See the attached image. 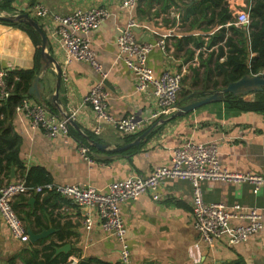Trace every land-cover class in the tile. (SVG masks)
I'll return each mask as SVG.
<instances>
[{
	"label": "crops",
	"instance_id": "obj_1",
	"mask_svg": "<svg viewBox=\"0 0 264 264\" xmlns=\"http://www.w3.org/2000/svg\"><path fill=\"white\" fill-rule=\"evenodd\" d=\"M36 4L58 14L89 6L109 8L110 17L90 36L96 60L107 72L104 80V88L109 94L107 111L116 120L130 114L146 120L156 111L150 96L134 92L133 78L118 58L116 39L129 18L135 19L134 34L139 42H164V51L156 46L148 56L152 76L156 78L167 69L183 74L184 83L175 103L183 105L191 97L200 99L209 95L190 84L194 76L191 68L199 71L201 82L204 66L197 61V52L190 59L184 56L182 49L177 50L176 39L187 36V33L180 25L177 8L171 6L162 10L168 0H138L131 10L121 9L118 0H15L13 10L25 13ZM245 6V0H228L230 10L237 11ZM39 21L42 23V20ZM191 34L207 36L212 33ZM204 39L207 40V37ZM45 50L68 78L65 82L61 77L59 108L53 107L50 102L45 104L53 107L60 118H63L60 112L72 117L79 130L69 125L79 138L71 133L48 138L41 130L26 132L20 119L14 117L12 127L19 138V157L24 171L33 167L42 168L56 186L75 184L103 188L110 182L131 175L147 176L156 167L168 166L169 148L182 142L214 141L219 145V161L224 169L264 176V114L230 109L223 102L207 104L191 113L171 118L175 113L174 105V111L169 116H162L151 124H155L151 130L153 134L140 141L141 146L135 153H123L130 147L112 152L113 148L127 144L124 140L126 136L108 124L102 125L98 135L94 134L97 122L90 106L83 104L84 97L99 81L98 74L85 62L64 64L62 51L50 40H47ZM34 53L35 48L26 33L0 24V69H31ZM206 56L207 53H203L202 59L205 60ZM36 76H40L45 86L44 98H50L56 81L54 65L43 73L40 69ZM184 91L187 95L181 97ZM253 97L249 94L242 98L251 100ZM89 134L96 141L89 140ZM94 142L106 144L108 148L99 151L94 148ZM84 145H87L90 163L79 154L80 146ZM20 173L19 168H10L7 173L0 174V183L13 182ZM199 185L206 203L226 206L238 203L257 208L263 215V229L241 244L228 245L222 238L212 246L203 245L192 221V185L186 180L167 179L159 188L160 200L153 201L148 194H144L119 206L130 264H264V187L255 193L248 183L200 182ZM12 207L19 214L26 231L30 229L39 233L42 229L51 228L52 233L35 243L20 242L11 237L0 217V264H27L32 259L41 260V254L33 257V251L39 249L41 241H57L59 235H63L64 245L70 246L68 259L80 257L89 264L93 260L119 264L118 244L100 229L95 211L90 210L94 225L86 230L84 209L65 196L31 192L15 196ZM232 223L240 224L238 221ZM67 253L55 250L54 255Z\"/></svg>",
	"mask_w": 264,
	"mask_h": 264
},
{
	"label": "built area",
	"instance_id": "obj_2",
	"mask_svg": "<svg viewBox=\"0 0 264 264\" xmlns=\"http://www.w3.org/2000/svg\"><path fill=\"white\" fill-rule=\"evenodd\" d=\"M118 1L121 9L131 10L135 8L138 0ZM25 13L33 19L42 20V23L35 21L46 33L47 40L60 48L64 64L74 61L85 62L98 74L99 81L83 99V104L90 106L94 120L97 122V126L93 129L94 134L98 135L102 125L108 124L123 136L139 135L160 117L169 116L174 111L176 99L181 91L183 74L167 69L156 78L152 76L148 66V56L156 46L164 51L165 45L163 40L139 42L134 34L136 27L134 18H129L124 28L119 30L116 39L118 58L125 64L133 78L134 92L150 96L156 111L146 120H142L136 114L116 120L107 111L109 94L104 88L107 72L96 60L91 48L90 36L93 30L110 17L109 8L89 6L76 8L67 14H58L36 4ZM16 14L20 13L13 11L12 15ZM248 23L247 10L235 11L236 26H245ZM7 71V69L0 70V100L9 96L4 80ZM61 77L65 82L68 81L65 73ZM14 114L20 119L26 132L41 130L48 138L68 134L67 119L52 114L46 105L28 96L21 98L14 108ZM219 153V145L214 141H185L169 148L168 166L156 167L147 176L131 175L126 179L110 182L103 188L75 184L56 186L52 183L28 187L22 179L0 183V217L14 240L28 242L26 228L12 207L14 197L31 192L40 195L53 192L68 197L84 209L83 224L86 230H90L94 225L90 210L95 211L100 229L113 237L118 244L119 264H130V251L120 215V204L134 201L144 194H148L153 201L160 200L159 188L163 182L167 179H178L189 181L192 185V221L201 243L212 246L216 241L225 238L228 245L241 244L263 229L262 213L257 208L238 203L231 206L206 203L199 183L220 182L233 185L248 183L253 186L256 193L264 187V176L224 169L219 161ZM79 154L83 160L91 162L87 156L88 148L80 146ZM233 221H238L240 224L232 225ZM80 260V257H70L68 261L70 264H78Z\"/></svg>",
	"mask_w": 264,
	"mask_h": 264
},
{
	"label": "trees",
	"instance_id": "obj_3",
	"mask_svg": "<svg viewBox=\"0 0 264 264\" xmlns=\"http://www.w3.org/2000/svg\"><path fill=\"white\" fill-rule=\"evenodd\" d=\"M14 1H0V11L13 12ZM245 4L246 9H242L247 10L249 17V23L245 26L234 24L235 10L229 9L228 0H168V4L162 7V10H166L173 6L179 11L180 25L185 28L187 36L176 39L177 50L182 49L184 56L190 59H193L195 52L198 53L197 61L204 66L203 79L200 82L199 71L191 68L194 76L190 84L192 87H198L202 93L211 94L245 75L264 74V0H245ZM0 24L26 33L35 48L31 69L13 68L4 76L9 96L0 100V174L7 173L10 168H19L21 173L18 179H22L28 187L50 184V178L44 169L33 167L27 171L23 170V163L19 157V138L12 127L15 106L24 96L33 98L28 94V89L41 69V38L33 28L21 22L0 21ZM191 33L212 34L200 36ZM203 53H207L205 60L202 59ZM185 95L187 92L184 91L181 97ZM222 102L230 109L264 114V89L254 94L251 100L227 94ZM46 107L52 114L58 116L53 107L49 104ZM68 133L79 138L70 125ZM152 134L151 131L147 138ZM137 137L138 135L126 136L125 143H130ZM88 139L96 141L91 134L88 135ZM84 146L87 148V145ZM140 146L141 144L130 147L123 153L133 154ZM88 147L94 150L93 147ZM17 215L20 217L18 213ZM64 243L63 235H59L57 241L48 243L41 241L39 249L33 251V257L37 258L41 254L42 259H32L27 264H70L69 253L54 255L55 250ZM90 264L109 263L93 260Z\"/></svg>",
	"mask_w": 264,
	"mask_h": 264
},
{
	"label": "water",
	"instance_id": "obj_4",
	"mask_svg": "<svg viewBox=\"0 0 264 264\" xmlns=\"http://www.w3.org/2000/svg\"><path fill=\"white\" fill-rule=\"evenodd\" d=\"M2 1V0H0ZM0 21L6 22H21L33 28L41 38V62L43 66L41 68V72H45L51 65H54L55 73H56V81H55V88L54 93L50 96V98H44V90L45 86L40 81V76H36L32 81L29 89L28 94L32 96L37 101L43 103L45 105L46 102H50L51 105L55 108H59V99H58V92L60 89V82H61V69L60 66L56 63L53 57H51L46 52V45H47V38L45 33L40 28L39 24L31 17H29L26 13H20L16 15H5L0 11ZM264 89V74H256V75H245L238 79L237 81L228 83L225 87L215 90L208 96H205L200 99L196 98H189L191 99L187 103L181 105L180 102L175 103V113L171 115V118L185 115L195 111L197 108L211 104V103H218L222 102L227 94H231L233 96H247L249 94H256L261 92ZM188 100V99H187ZM63 118L67 119L69 124L72 125L74 128L79 130L78 126L70 118L68 114H64L60 112ZM155 126L152 125L150 128L142 132L138 135V137L130 143H127L123 146L115 147L111 151L112 152H119L127 149L128 147L137 145L146 138V136L150 133V131ZM93 146L95 149L99 151H105L108 146L106 144H101L99 142H94ZM52 233V229H42L39 233H33L30 229H27L28 234V241L31 243H35L40 240H44ZM70 249L68 244L63 245L56 249V252H64L67 253ZM78 264H89L86 260H80Z\"/></svg>",
	"mask_w": 264,
	"mask_h": 264
},
{
	"label": "rangeland",
	"instance_id": "obj_5",
	"mask_svg": "<svg viewBox=\"0 0 264 264\" xmlns=\"http://www.w3.org/2000/svg\"><path fill=\"white\" fill-rule=\"evenodd\" d=\"M2 13H3V14L7 13L8 15H12V12H5V11H3ZM7 14H5V15H7ZM182 77H183V76H182Z\"/></svg>",
	"mask_w": 264,
	"mask_h": 264
}]
</instances>
